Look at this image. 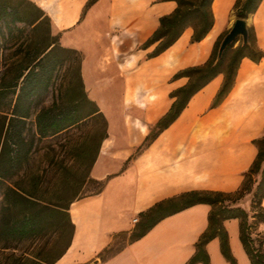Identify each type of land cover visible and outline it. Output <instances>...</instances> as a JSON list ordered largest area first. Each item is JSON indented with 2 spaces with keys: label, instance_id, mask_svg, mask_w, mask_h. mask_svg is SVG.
I'll use <instances>...</instances> for the list:
<instances>
[{
  "label": "crops",
  "instance_id": "1",
  "mask_svg": "<svg viewBox=\"0 0 264 264\" xmlns=\"http://www.w3.org/2000/svg\"><path fill=\"white\" fill-rule=\"evenodd\" d=\"M29 1L49 17L50 33L58 36L59 45L79 53L86 95L107 121V135L89 173L91 178L106 180L104 188L97 194L70 203L73 235L67 249L52 264H82L93 260L109 245L114 234L130 231L134 216L158 201L190 190L233 192L240 186L244 172L257 154L252 139L262 134L264 117L249 129L234 127L230 116L236 109L250 104L248 96L252 92L264 95L263 84H243L245 79L264 77V58L257 63L247 57L242 58L233 87L214 107L211 103L223 76L220 74L210 80L189 99L176 120L133 157L148 134V125L155 124L169 110L174 100L170 92L187 81L186 77L173 78V75L207 60L211 51L198 62L191 61L192 52L201 41L214 39L212 50L218 36L225 31L235 0H213L214 22L202 40L192 43V28L187 27L167 49L144 59L138 66L137 61L151 51L153 45L135 52L131 55L134 58L129 54L152 35L161 16L175 9L174 0ZM223 5V21L217 25L215 14ZM69 15L75 16L70 23ZM253 25L257 45L264 51V0L254 13ZM215 79L218 83L214 91L202 99L206 88ZM116 95L120 96L118 108L128 110L134 116L130 121L111 117L118 109L113 103ZM151 95H155L153 99ZM197 101L195 118L208 122L204 128L197 130L193 127L185 136L176 139L166 136V131ZM257 107L264 108V97ZM216 113L221 114L212 119ZM129 160L130 163L121 168ZM177 161L197 163L190 181L184 178L177 180ZM261 204L264 208V193ZM210 210L209 204L197 203L169 215L144 236L98 264H185L207 228ZM223 225L230 246L229 238L233 232L234 238L239 239L238 221L227 219ZM233 243L236 244L235 239H232ZM216 245H219L217 237L205 245L208 255ZM241 248L242 263L247 261L251 264L242 244Z\"/></svg>",
  "mask_w": 264,
  "mask_h": 264
},
{
  "label": "trees",
  "instance_id": "2",
  "mask_svg": "<svg viewBox=\"0 0 264 264\" xmlns=\"http://www.w3.org/2000/svg\"><path fill=\"white\" fill-rule=\"evenodd\" d=\"M95 0H90L93 2ZM175 9L159 18V26L144 42V48L153 45L147 53L148 57L156 56L172 45L181 33L187 28H192L190 41L202 40L211 29L214 16L212 12L213 0H174ZM262 0H235L232 11L235 17L246 18L254 14ZM2 22V24H1ZM19 23L30 26L33 31L44 26L42 44L26 48L28 58H21L16 65L15 74L0 80V99L11 93L6 111L1 110L0 118V188L3 200L0 207V242L3 244L11 241L29 239L38 236L44 228H52L63 240L62 248L55 258L45 264H52L58 259L70 244L74 225L70 220L69 205L73 199L65 204H48L41 202L34 193L21 186L6 183V179L20 171L23 163L27 161L33 150L34 140L56 135L66 131L87 117L100 118L102 133L96 148L88 159L86 174L81 182L91 181L96 184L92 194H97L104 188L106 180L91 178L90 169L96 159L101 141L106 137L107 121L99 111L97 105L90 100L83 87L80 74V55L73 49L59 45L58 36L50 33V20L42 11L29 0H20L12 3L11 0H0V53L6 49V42L13 37L15 31L22 34L23 28L17 27ZM223 31L216 39L209 57L199 65L189 66L173 75V78L186 77L184 85L170 92L174 98L169 110L155 124L156 132L139 146L146 147L161 131L166 129L180 115L189 99L217 75H222V82L217 90L211 107L218 105L234 85L236 73L242 58L247 57L254 62L264 58V51L256 43L252 27H248L247 43L243 44L238 38L228 45L217 58L218 47L221 39L227 33ZM238 41V44L235 43ZM22 51V50H21ZM76 53L79 55L78 66L75 74L76 93L70 103L60 104L53 101L48 106L39 107V100L50 86L53 72L64 63L66 58L60 53ZM33 116V119H32ZM33 122L34 128L30 126ZM257 148V154L250 167L244 172L240 186L233 192L214 190H190L154 203L144 211L139 212L140 220L128 236L125 245L115 246L111 242L98 253L101 262H104L133 241L144 236L156 223L163 218L181 211L197 203H206L211 206L208 214V225L195 243V252L185 264H210L209 255L205 245L213 238L219 240L222 256L229 264H237L232 255L228 242V234L223 221L238 219L239 240L251 264H264L263 239L257 245L246 231V214L239 208L221 206L222 198L240 195L244 190H249L252 175L259 174L255 185L254 195L259 194L262 199L264 193V135L252 139ZM138 148V149H139ZM131 159V157L129 158ZM220 203V204H219ZM218 204V205H217ZM89 264V263H82Z\"/></svg>",
  "mask_w": 264,
  "mask_h": 264
},
{
  "label": "rangeland",
  "instance_id": "3",
  "mask_svg": "<svg viewBox=\"0 0 264 264\" xmlns=\"http://www.w3.org/2000/svg\"><path fill=\"white\" fill-rule=\"evenodd\" d=\"M11 1L12 3H18L20 0ZM74 17V15L67 16L69 20L68 22H72ZM215 17L217 25H221L224 17V5L217 10ZM234 18L235 14L232 11L224 30L229 28ZM253 18L254 14H250L246 17L248 27H252L254 30L257 43L258 38L253 25ZM17 27L24 29L22 34L15 31L13 37L6 42V49L0 53V80L4 77L7 80L13 76L15 74L17 62L23 57L28 58L31 56L28 55L26 51L28 45H38L43 42L44 26H41L37 31H33L30 26L22 23H19ZM213 41L214 39L210 42L201 41L192 52L191 61H202L209 51H211L210 48ZM143 44L144 42L138 45L134 52L129 54L130 58H134L131 57V55L135 52L147 49L144 48ZM237 44L238 41L235 45ZM147 53L137 61V66L140 65L144 59L149 58ZM60 55L61 57L66 58V63L53 72L50 86L46 93H44V96L39 100V107L48 106L53 101H57L60 104L70 103L75 96V74L78 66L77 57L79 55L67 52H62ZM108 65L109 67L113 66V64ZM116 81L119 82L118 79H116ZM217 83L218 79H215L206 88L205 94L201 98L208 97L214 91ZM257 83L264 85V77L261 76L258 79L251 77L249 80L245 79L243 81L245 86H254ZM10 91L11 90H9V92ZM9 92L6 98L0 99L1 110L6 111L9 107V104L7 103H9L10 99H13L14 97L11 93L9 94ZM154 96L155 95H151L150 98L153 99ZM119 97V95L115 96L113 102L115 104L114 107L117 106L118 108ZM263 97L264 95L262 93L252 92L248 96L250 104L233 111L230 116V121L233 123L234 127L251 129L257 124L259 119L264 117V108L257 107L259 101L262 100ZM198 103V101L197 103L194 102L187 111L183 112L178 121L166 131L165 135L176 139L185 136L189 130L193 129V127H197V130H202L208 122L205 120L199 121L195 118ZM220 114L221 113H216L212 116V119L219 117ZM111 117H114V119L130 121L134 116H132V113L128 110L118 108L114 111L113 116L111 115ZM150 117H153V115ZM1 124L2 120L0 118V127ZM155 124L148 125L149 131L146 135L147 138L151 137L156 132L157 127H155ZM30 126L34 128L33 122ZM141 130H144L143 127H141ZM101 133V119L87 117L78 124L59 134L41 139H38L36 136L33 150L29 154L27 161L23 163L20 171L6 179V183L26 188L32 191L36 198L41 202L50 205L65 204L71 199L74 201L78 198L89 196L97 187L96 184L91 181H85L84 184L81 182L86 174L88 159L94 152L96 144L100 140ZM262 135H264V128L260 136ZM145 139L142 144L145 142ZM138 148L135 150L133 157L144 149V147ZM129 163L130 160L124 163L121 168L126 167ZM196 167L197 163L195 161H177L175 165V170L178 172L177 180H183L184 178L185 180L190 181V179L194 177L193 174H195ZM258 178L259 174H253L249 190H244L240 195L236 194L222 198L220 203L221 206L239 208L245 212L246 231L249 234V237L252 239L253 244L256 245L259 240L263 239L264 248V208L259 199L260 195H254L255 185ZM2 200L3 193L2 188H0V207ZM134 217H137L138 221H131L133 227L130 231H121L113 235L111 242H114L115 246L126 244L130 232L134 230L140 220L139 215H135ZM122 219L120 221H122ZM230 224L231 223H229V227ZM232 224H235V221ZM233 226L235 227V225ZM230 229L231 227L229 230ZM232 239H235L236 244H232ZM229 241L232 255L237 259L238 264H243L241 260L243 257V249L241 248L239 239L234 238V232L232 237L229 238ZM62 243L63 240L60 239L58 233L52 228H44L41 234L33 238L11 241L6 244L0 242V264H45L55 258L62 248ZM215 248V250L211 248L209 252L210 264H227L220 252L219 245H216ZM244 260L246 261L245 258ZM99 262L100 258L97 255L93 260H90L87 263L98 264Z\"/></svg>",
  "mask_w": 264,
  "mask_h": 264
},
{
  "label": "water",
  "instance_id": "4",
  "mask_svg": "<svg viewBox=\"0 0 264 264\" xmlns=\"http://www.w3.org/2000/svg\"><path fill=\"white\" fill-rule=\"evenodd\" d=\"M241 38L242 43H247L248 39V22L246 18L235 17L227 33L220 41L217 58H219L225 48L232 44L235 40Z\"/></svg>",
  "mask_w": 264,
  "mask_h": 264
},
{
  "label": "built area",
  "instance_id": "5",
  "mask_svg": "<svg viewBox=\"0 0 264 264\" xmlns=\"http://www.w3.org/2000/svg\"><path fill=\"white\" fill-rule=\"evenodd\" d=\"M136 221H138V218H137V217H134V218L132 219V222H136Z\"/></svg>",
  "mask_w": 264,
  "mask_h": 264
}]
</instances>
